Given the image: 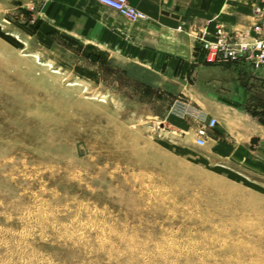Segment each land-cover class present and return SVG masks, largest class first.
I'll list each match as a JSON object with an SVG mask.
<instances>
[{"label": "rangeland", "instance_id": "1", "mask_svg": "<svg viewBox=\"0 0 264 264\" xmlns=\"http://www.w3.org/2000/svg\"><path fill=\"white\" fill-rule=\"evenodd\" d=\"M23 3L0 0V264H264L253 145L197 146L178 86L51 49Z\"/></svg>", "mask_w": 264, "mask_h": 264}, {"label": "crops", "instance_id": "2", "mask_svg": "<svg viewBox=\"0 0 264 264\" xmlns=\"http://www.w3.org/2000/svg\"><path fill=\"white\" fill-rule=\"evenodd\" d=\"M23 2L29 26L51 49L64 39L78 43L88 55L122 59L151 71L178 86L179 97L218 120L208 138L222 134L234 145H253L251 151L264 162V123L247 109L249 101L264 100V68L247 62L211 63L199 42L200 36L214 40L219 24L228 32L250 29L258 0H129L146 15L137 22L94 0ZM182 124L195 132L199 128L196 122ZM216 151L229 153L222 146Z\"/></svg>", "mask_w": 264, "mask_h": 264}, {"label": "built area", "instance_id": "3", "mask_svg": "<svg viewBox=\"0 0 264 264\" xmlns=\"http://www.w3.org/2000/svg\"><path fill=\"white\" fill-rule=\"evenodd\" d=\"M94 1L116 11L131 22L146 19V15L133 7L129 0ZM253 16L254 23L247 31L228 32L219 24L215 28L214 40L204 41L200 36V47L209 62L219 65L247 62L257 68H264V0H258L254 5ZM171 113L184 120L191 119L199 125L196 132V144L199 147L206 146L208 131L218 125L215 117L182 97L174 102Z\"/></svg>", "mask_w": 264, "mask_h": 264}, {"label": "trees", "instance_id": "4", "mask_svg": "<svg viewBox=\"0 0 264 264\" xmlns=\"http://www.w3.org/2000/svg\"><path fill=\"white\" fill-rule=\"evenodd\" d=\"M227 66H231V64H228ZM253 100H256L254 98ZM254 102V103H253ZM247 103V109L250 113H252L254 116H257L260 118V120L264 123V100L262 101H253ZM257 102V104L255 103Z\"/></svg>", "mask_w": 264, "mask_h": 264}]
</instances>
